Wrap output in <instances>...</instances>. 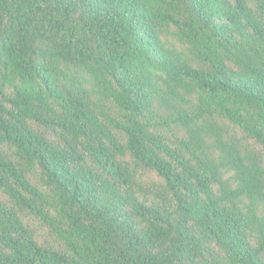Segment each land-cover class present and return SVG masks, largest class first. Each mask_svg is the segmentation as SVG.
I'll return each instance as SVG.
<instances>
[{"label": "trees", "instance_id": "16d2710c", "mask_svg": "<svg viewBox=\"0 0 264 264\" xmlns=\"http://www.w3.org/2000/svg\"><path fill=\"white\" fill-rule=\"evenodd\" d=\"M0 188V264H264V0H0Z\"/></svg>", "mask_w": 264, "mask_h": 264}, {"label": "rangeland", "instance_id": "374dc122", "mask_svg": "<svg viewBox=\"0 0 264 264\" xmlns=\"http://www.w3.org/2000/svg\"><path fill=\"white\" fill-rule=\"evenodd\" d=\"M144 178H146V179H148V178L153 179V178H156V175H155V173H147L146 176H145ZM0 198L3 199V200L6 199V195H5V193L2 191L1 188H0ZM28 222L31 223V224H33V225H34V224H37V223H35L34 220H32V219L28 220ZM40 233L42 234L43 231H40ZM42 237H43V235L40 236L41 239H42Z\"/></svg>", "mask_w": 264, "mask_h": 264}]
</instances>
